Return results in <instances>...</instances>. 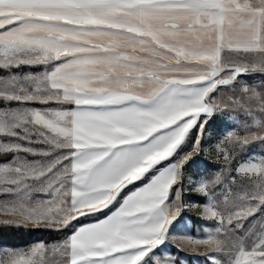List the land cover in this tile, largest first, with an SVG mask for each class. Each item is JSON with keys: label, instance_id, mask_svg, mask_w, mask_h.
Segmentation results:
<instances>
[{"label": "snow or ice", "instance_id": "6c2138e0", "mask_svg": "<svg viewBox=\"0 0 264 264\" xmlns=\"http://www.w3.org/2000/svg\"><path fill=\"white\" fill-rule=\"evenodd\" d=\"M255 74L264 0H0V232L64 234L0 264H264ZM237 109L218 170L186 175ZM193 209L204 235L172 231Z\"/></svg>", "mask_w": 264, "mask_h": 264}, {"label": "rangeland", "instance_id": "374dc122", "mask_svg": "<svg viewBox=\"0 0 264 264\" xmlns=\"http://www.w3.org/2000/svg\"><path fill=\"white\" fill-rule=\"evenodd\" d=\"M261 80H264V76L255 74L253 80L249 81V83H252L253 81L259 83ZM222 95L231 96L232 93L226 91L222 93ZM245 122H246V117L244 113L239 109L231 113V119H222V118L214 119V121L211 122L212 127L210 129L211 131L210 137L201 143L200 147L202 151L199 154L195 152L192 153V155L197 158V166L188 169L186 175L196 176L198 172L201 171H203L205 175H210L211 173L217 171L218 168L220 167V164L217 161V156L215 151L217 142L220 139H222V137L228 131L239 130V128ZM232 125L233 128H231ZM242 155H244L245 157L250 155L252 157H255L256 159H259L261 155H264V146L258 143L253 144L249 147L247 152L243 153ZM196 199L200 200L202 198L196 197ZM85 220H91V219H85ZM202 227H203V222L196 218V210L193 209L192 211L184 212L181 214V216L172 225V231L189 232L192 234L204 235V233L201 231ZM51 243L54 242H50L46 244H51ZM29 246L17 247V248L27 249ZM161 251H168L175 253L178 256V258H180L183 262H185V264H208L207 259L203 257V255L200 256H197L195 254L186 255L184 252H177V249L172 247L171 245H165L161 249ZM186 251L190 252V249H186Z\"/></svg>", "mask_w": 264, "mask_h": 264}, {"label": "trees", "instance_id": "16d2710c", "mask_svg": "<svg viewBox=\"0 0 264 264\" xmlns=\"http://www.w3.org/2000/svg\"><path fill=\"white\" fill-rule=\"evenodd\" d=\"M89 220L83 219V222ZM64 238L63 233L46 231L42 229L33 230H4L0 232V245L26 247L38 241L44 243L55 242Z\"/></svg>", "mask_w": 264, "mask_h": 264}, {"label": "crops", "instance_id": "0c3cea01", "mask_svg": "<svg viewBox=\"0 0 264 264\" xmlns=\"http://www.w3.org/2000/svg\"><path fill=\"white\" fill-rule=\"evenodd\" d=\"M89 222H92V220H89V221H87V222H85V223H89Z\"/></svg>", "mask_w": 264, "mask_h": 264}]
</instances>
